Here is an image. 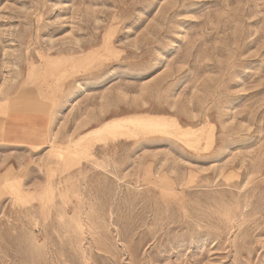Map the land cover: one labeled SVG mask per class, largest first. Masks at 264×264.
Listing matches in <instances>:
<instances>
[{
    "label": "rangeland",
    "instance_id": "obj_1",
    "mask_svg": "<svg viewBox=\"0 0 264 264\" xmlns=\"http://www.w3.org/2000/svg\"><path fill=\"white\" fill-rule=\"evenodd\" d=\"M0 264H264V0H0Z\"/></svg>",
    "mask_w": 264,
    "mask_h": 264
},
{
    "label": "crops",
    "instance_id": "obj_2",
    "mask_svg": "<svg viewBox=\"0 0 264 264\" xmlns=\"http://www.w3.org/2000/svg\"><path fill=\"white\" fill-rule=\"evenodd\" d=\"M49 123L48 105L34 93L22 95L0 113V143L40 147Z\"/></svg>",
    "mask_w": 264,
    "mask_h": 264
}]
</instances>
